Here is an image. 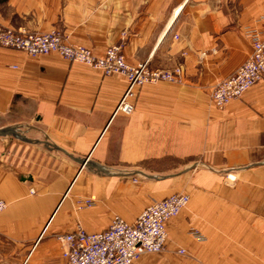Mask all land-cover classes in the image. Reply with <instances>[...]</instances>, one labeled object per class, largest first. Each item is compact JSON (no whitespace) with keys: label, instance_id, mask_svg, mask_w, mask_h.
Returning a JSON list of instances; mask_svg holds the SVG:
<instances>
[{"label":"crops","instance_id":"1","mask_svg":"<svg viewBox=\"0 0 264 264\" xmlns=\"http://www.w3.org/2000/svg\"><path fill=\"white\" fill-rule=\"evenodd\" d=\"M0 22L183 70L113 114L124 75L0 46V264H64L57 234L132 223L177 192L189 202L166 221L165 250L138 264H264V82L223 108L209 98L251 54L264 0H0Z\"/></svg>","mask_w":264,"mask_h":264},{"label":"built area","instance_id":"2","mask_svg":"<svg viewBox=\"0 0 264 264\" xmlns=\"http://www.w3.org/2000/svg\"><path fill=\"white\" fill-rule=\"evenodd\" d=\"M251 54L237 69L219 80L211 90L209 98L214 106L223 108L257 82H264V30L251 36ZM0 46L24 51L30 56L57 53L71 61L82 62L96 68L105 75L120 74L127 80V87L119 99L113 114H129L134 110L138 88L158 81L179 83L183 77L180 66L166 69L149 68L146 62L132 65L122 53L121 44H112L103 55L98 56L84 45L66 41L62 31L51 28L48 32H28L5 27L0 22ZM93 196L77 201L76 208L93 206ZM189 202L187 193H171L156 199L142 209L132 223L114 215L110 224L98 232H89L78 226L75 230L57 234L61 243L64 264H138L144 253L165 250L167 230L165 223L177 216ZM5 202L0 200V210ZM191 233L201 239L197 229ZM184 253V249L179 250Z\"/></svg>","mask_w":264,"mask_h":264}]
</instances>
